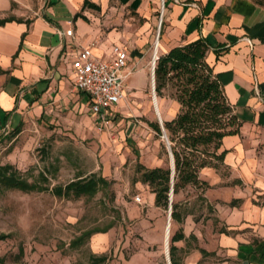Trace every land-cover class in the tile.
Here are the masks:
<instances>
[{
	"label": "crops",
	"instance_id": "crops-1",
	"mask_svg": "<svg viewBox=\"0 0 264 264\" xmlns=\"http://www.w3.org/2000/svg\"><path fill=\"white\" fill-rule=\"evenodd\" d=\"M85 1L98 9L85 8ZM19 13L10 0H0V20L16 17L0 26V135L32 119L81 129L91 120L96 124L90 97L74 88L83 48L91 47L94 58L106 61L113 45L123 46L124 72L137 66L125 88L135 92L147 85V43H158V58L173 47L206 42L205 62L218 78L239 129L221 140L225 167H205L199 173L208 185L203 197L217 225L213 219L203 224L187 215L180 227L184 239L174 246L183 254L180 264H264V6L254 0H44L34 16L21 18ZM122 42H129L130 49ZM138 74L144 79L140 87L131 82ZM148 81L153 88L154 73ZM150 102L161 120L162 107L173 117L176 105L159 103L157 97L156 104L152 98ZM121 105L122 100L107 112L111 127ZM134 131L129 123L125 134ZM145 194V217L149 211L155 216L159 208L154 194ZM143 222L163 232L166 224L175 226L168 216ZM111 235H93L94 251L103 252Z\"/></svg>",
	"mask_w": 264,
	"mask_h": 264
},
{
	"label": "rangeland",
	"instance_id": "rangeland-1",
	"mask_svg": "<svg viewBox=\"0 0 264 264\" xmlns=\"http://www.w3.org/2000/svg\"><path fill=\"white\" fill-rule=\"evenodd\" d=\"M10 1L22 18L39 13L44 0ZM122 43L130 49L129 42ZM152 52L153 46L147 43L149 60L143 66L147 85L132 92L124 83L121 115L114 127L100 132L94 120L81 129L68 123L32 119L22 123L17 131L14 128L0 135V165H12L29 181L43 172L49 188L91 174L101 175L109 182L108 188L93 197L77 199L57 198L50 191L23 193L0 189V264H94L93 258L100 256L106 257L104 264H168L163 240L152 241L164 235L163 229L147 226L143 219L149 218L151 223L164 220L169 210L154 211L155 216L149 211L145 217V193L151 191L140 181L139 171V166H170L166 140L149 126L150 122H157L148 81ZM136 69L137 66L131 68L130 76ZM132 81L142 86L143 74L135 75ZM154 93L159 103L176 105L171 119L160 108L162 122L174 119L181 108L175 100L177 91L173 83L167 84L158 96L154 79ZM129 123L135 125V131L127 137ZM220 172L227 174V170ZM205 190L206 187L186 186L172 200L179 203L178 209L185 217L192 215L203 224L213 219L216 226V218L212 217L215 212L203 197ZM136 196H140L139 203ZM182 223L170 227L169 238ZM105 229V233L111 232L112 241L103 252H95L91 246L93 235L98 233L84 237L73 247L72 242L82 234ZM181 253L176 252L180 262Z\"/></svg>",
	"mask_w": 264,
	"mask_h": 264
},
{
	"label": "trees",
	"instance_id": "trees-1",
	"mask_svg": "<svg viewBox=\"0 0 264 264\" xmlns=\"http://www.w3.org/2000/svg\"><path fill=\"white\" fill-rule=\"evenodd\" d=\"M256 3L264 6V0H258ZM84 7L98 9L88 1L84 2ZM13 20L15 19L11 17L1 19L0 26ZM207 50L208 45L201 40L173 47L166 54L159 55L155 62L156 94L160 96L165 86L173 83L177 91L175 100L181 108L174 119L163 122L174 164L173 196L186 186L208 187L206 182L200 180V171L205 167L216 170L225 167L226 151L221 150V140L224 136L236 134L239 129V122L225 99L218 78L205 62ZM149 125L158 137L162 135L158 122ZM18 129L19 126L15 128L16 131ZM161 147L165 149L163 144ZM139 167L140 181L154 194L155 207L163 211H168L170 207L171 222L181 224L185 214L179 211L178 202H169L170 166L151 169ZM47 183L48 179L43 172L29 181L12 165H0V189L4 190H18L23 193L50 191L57 198L77 199L93 197L98 191L109 186L106 178L96 174L78 176L65 185L51 188ZM107 229L84 233L74 240L72 245L75 247L84 237L105 233ZM183 239L181 228L169 238L170 264H180L176 258L177 248L174 243ZM105 260V256H100L93 258V263L104 264Z\"/></svg>",
	"mask_w": 264,
	"mask_h": 264
},
{
	"label": "built area",
	"instance_id": "built-area-1",
	"mask_svg": "<svg viewBox=\"0 0 264 264\" xmlns=\"http://www.w3.org/2000/svg\"><path fill=\"white\" fill-rule=\"evenodd\" d=\"M161 20L162 9L158 26ZM125 67L126 50L120 45L112 46L111 58L106 61L94 58L91 47L83 48L78 52L74 69V88L90 97V110L96 117V128L100 132L111 128V119L107 112L124 97V83L127 76L131 74L130 70L124 72ZM154 68L155 60L151 64V73L154 72ZM152 96L155 97L154 87ZM163 135L165 132H162V138H164ZM164 139L167 140L166 135ZM134 199L136 202H140V196H136Z\"/></svg>",
	"mask_w": 264,
	"mask_h": 264
},
{
	"label": "water",
	"instance_id": "water-1",
	"mask_svg": "<svg viewBox=\"0 0 264 264\" xmlns=\"http://www.w3.org/2000/svg\"><path fill=\"white\" fill-rule=\"evenodd\" d=\"M154 73V72H153ZM152 73V74H153ZM154 96H152V99L154 100ZM156 116H157V122L160 126V129L162 132H164V128H163V122L161 120V118L159 117L158 115V112H156ZM164 138H165V135H163ZM166 146H167V149H168V154H169V165H170V170H171V175H170V182H171V188H170V192H169V202L171 203L172 201V184H173V178H174V164H173V157H172V154L170 152V148H169V144H168V141L166 140ZM170 207H169V211H168V217L170 218ZM167 263L170 264V261H169V257H168V250H167Z\"/></svg>",
	"mask_w": 264,
	"mask_h": 264
},
{
	"label": "bare ground",
	"instance_id": "bare-ground-1",
	"mask_svg": "<svg viewBox=\"0 0 264 264\" xmlns=\"http://www.w3.org/2000/svg\"><path fill=\"white\" fill-rule=\"evenodd\" d=\"M156 45L154 44V47H153L152 62H153V60H155V62H156V57H157V47H156ZM152 62H151V64H152ZM153 102H154V104H156V95H155V98H154ZM158 109H159V104H158ZM169 235H170V228L166 224V228H165L164 236H163L164 252H165L166 256H167V250H168V247H169Z\"/></svg>",
	"mask_w": 264,
	"mask_h": 264
}]
</instances>
